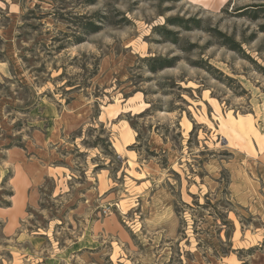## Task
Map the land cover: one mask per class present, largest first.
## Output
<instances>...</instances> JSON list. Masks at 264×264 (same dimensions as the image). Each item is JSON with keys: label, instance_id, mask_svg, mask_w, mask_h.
<instances>
[{"label": "rangeland", "instance_id": "374dc122", "mask_svg": "<svg viewBox=\"0 0 264 264\" xmlns=\"http://www.w3.org/2000/svg\"><path fill=\"white\" fill-rule=\"evenodd\" d=\"M258 4L0 0V264H264V11H237ZM17 146L58 167L20 210Z\"/></svg>", "mask_w": 264, "mask_h": 264}, {"label": "crops", "instance_id": "0c3cea01", "mask_svg": "<svg viewBox=\"0 0 264 264\" xmlns=\"http://www.w3.org/2000/svg\"><path fill=\"white\" fill-rule=\"evenodd\" d=\"M227 0H220L221 4L225 3ZM136 113L141 114V112L137 111ZM119 114H117L118 117ZM115 117V118H117ZM114 118V119H115ZM127 124V128L129 130H131V133L129 134V140H127L126 142H124V137H122V132L121 129L118 132V140H116V142H112L113 143V147H114V152H115V156L117 157L118 161L121 162H125L126 165L128 166V171H132L134 173H136L135 171V167L138 164L139 157L136 156V153L134 151L129 150V146L132 145V143L136 142V138H135V130L133 128H131L128 123ZM117 126H120V128H122L123 123H119ZM126 132V131H124ZM127 133V132H126ZM127 139H128V135H127ZM151 148L155 151V152H161L164 153L167 157H171L174 156L173 155V149L172 146L170 145V142L167 141L165 138L161 137L158 134H154L151 139ZM39 142H44V141H40ZM6 158L7 161L9 162V164H11L13 166V176L12 179H15L16 176L21 175L16 183V189H19L20 192H17L15 189L14 194L12 195L11 199H13V204L14 206L17 208V210H20L22 208V206L24 205V197H26L27 199V203L29 205H35L36 201L39 198V194H38V188L36 186H38L44 177L47 176H52L53 172L55 171V168L58 167H54V165L51 167L49 166L48 161L45 159V156L43 155V153L40 154V156H36V155H32V152L30 150H25L24 148L21 147H12V148H8L7 152H6ZM136 165V166H135ZM61 167V166H59ZM142 171H146L147 174H150L152 176H156L158 175L162 170L159 168V165L157 164V161L155 159H147L146 161L143 162L142 164ZM143 171V176L145 174V172ZM61 173V172H60ZM138 174H141L140 171H137ZM57 174H59L57 172ZM146 177V176H145ZM11 179V180H12ZM86 187H84L85 189L81 190L82 192H84L83 194L85 195V197L88 198H94L96 197L98 194L103 195L104 197L108 196L109 194L107 193L108 187L106 185L105 189L103 191H100V186H99V182L97 183V187H98V192L95 193L93 190V187L88 188L87 186L90 185V182L88 180H86L85 183ZM20 193L23 195L22 197V201L19 202V204L16 202H14L16 199L17 201H19V197H20Z\"/></svg>", "mask_w": 264, "mask_h": 264}, {"label": "trees", "instance_id": "16d2710c", "mask_svg": "<svg viewBox=\"0 0 264 264\" xmlns=\"http://www.w3.org/2000/svg\"><path fill=\"white\" fill-rule=\"evenodd\" d=\"M237 11H242V15L244 14H249V17L251 19H256L257 15L259 14V11H264V6L262 4H258V5H244L243 7L237 8ZM178 24V23H177ZM260 30L264 31V24H261L260 26ZM220 36L226 38L224 35H222L221 33H218ZM227 41H229V45L227 44V48L229 50H234L237 51L239 49V46L236 44V42L234 40H232V38H226ZM170 63H161L158 67H155L154 65H150L149 69H151L152 71H157L159 68H164L169 65Z\"/></svg>", "mask_w": 264, "mask_h": 264}]
</instances>
